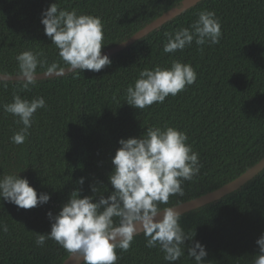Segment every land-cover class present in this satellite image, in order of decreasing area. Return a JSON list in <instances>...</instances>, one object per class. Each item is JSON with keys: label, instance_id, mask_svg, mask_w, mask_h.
Returning <instances> with one entry per match:
<instances>
[{"label": "trees", "instance_id": "trees-1", "mask_svg": "<svg viewBox=\"0 0 264 264\" xmlns=\"http://www.w3.org/2000/svg\"><path fill=\"white\" fill-rule=\"evenodd\" d=\"M182 0H0V74L19 76L16 57L31 51L45 62L63 66L58 49L44 32L42 14L58 9L99 17L104 40L101 52L131 37ZM202 10L213 11L221 24L220 42L165 53V33L189 28ZM100 72L79 70L38 80L28 89L22 81L0 80V177L17 173L39 197L50 200L21 209L0 198V264H63L69 256L54 240L43 247L36 235L51 230L47 213L57 215L73 191L81 198H105L113 191L109 175L120 139L140 138L150 127L171 126L187 136L198 153L199 173L182 183L183 195L169 197L173 207L210 193L233 181L264 157V0H202L109 57ZM173 60L190 64L196 81L163 103L144 109L127 104L126 89L145 68H170ZM45 72L38 66L37 74ZM31 101L43 97L46 106L32 117L23 144L11 137L23 125L2 105L13 95ZM83 178V185L78 181ZM185 254L174 264H196L187 247L199 242L207 256L203 264H252L256 241L264 234V169L237 191L181 215ZM116 264H169L159 247L148 248L141 233L127 252L117 249Z\"/></svg>", "mask_w": 264, "mask_h": 264}, {"label": "clouds", "instance_id": "clouds-1", "mask_svg": "<svg viewBox=\"0 0 264 264\" xmlns=\"http://www.w3.org/2000/svg\"><path fill=\"white\" fill-rule=\"evenodd\" d=\"M41 23L58 49L63 66L53 62L45 67V62L31 51L18 54V75L24 89L36 83L38 66L44 67L48 75H64L66 70L100 72L111 65L109 57L101 53L104 33L99 17L58 9L53 3L43 12ZM221 35V24L215 12L202 10L189 28L165 33L167 43L163 51H182L193 41L198 46L215 45ZM196 79L193 67L178 60H173L170 68H145L134 84L127 87V104L144 109L163 103L166 97L176 96ZM45 106L43 97L29 101L16 94L11 103L2 105L6 113L18 117L17 123L23 125L10 138L12 143L25 142L34 113ZM187 139L185 133L171 126L150 127L140 138L120 139V147L112 158L114 169L109 175L113 191L105 198L92 186L98 199L95 196L81 198L79 190L73 191L57 215L47 213L52 221L51 230L46 234L37 233L35 243L43 247L47 239L54 240L68 253L78 254L83 264H116V250L127 252L134 236L142 233L148 248L159 247L164 260L174 264L185 254V241L192 240L195 233L186 235L176 208L160 206L168 205L170 196H182V183L191 181L200 171L198 153L186 143ZM17 173L0 177V198L21 209H31L50 200L49 194L42 193L38 197L28 180ZM78 183L83 185L84 179ZM0 230L7 233L8 226L0 225ZM256 243L259 253L252 264H264V234ZM187 255L196 264H203L207 252L197 241L187 247Z\"/></svg>", "mask_w": 264, "mask_h": 264}, {"label": "water", "instance_id": "water-1", "mask_svg": "<svg viewBox=\"0 0 264 264\" xmlns=\"http://www.w3.org/2000/svg\"><path fill=\"white\" fill-rule=\"evenodd\" d=\"M202 0H182L181 3L173 7L172 9L168 10L158 18H156L151 23L147 24L144 28L133 34L131 37H129L124 42L109 48L102 53V55H107L108 57L126 49L139 39L145 37L146 35L150 34L151 32L155 30H159L164 24L167 22L173 20L177 16L181 15L185 11L195 7L198 3H200ZM74 71L66 70L64 75L70 74ZM64 75H48L45 72L38 73L36 77V81L38 80H46V79H53L56 77H61ZM0 80L3 81H22L20 76H9L0 74ZM264 169V157L257 162L254 166L246 170L243 174H241L239 177L234 179L233 181L223 185L222 187L207 193L203 196H200L198 198L192 199L190 201L178 204L173 206L176 208V210L181 214H185L187 212L193 211L195 209L201 208L207 204H210L212 202L218 201L221 198L233 193L234 191H237L242 186H244L247 182L252 180L257 174H259ZM160 218L159 216L157 217ZM139 228V225L137 226ZM141 234V233H138ZM137 234V235H138ZM63 264H83L82 258L78 254L70 253L69 256L66 258V260L63 262Z\"/></svg>", "mask_w": 264, "mask_h": 264}]
</instances>
